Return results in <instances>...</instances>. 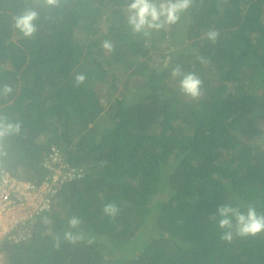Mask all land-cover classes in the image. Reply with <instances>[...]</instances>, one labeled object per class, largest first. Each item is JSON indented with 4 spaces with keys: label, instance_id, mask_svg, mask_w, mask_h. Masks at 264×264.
<instances>
[{
    "label": "trees",
    "instance_id": "16d2710c",
    "mask_svg": "<svg viewBox=\"0 0 264 264\" xmlns=\"http://www.w3.org/2000/svg\"><path fill=\"white\" fill-rule=\"evenodd\" d=\"M126 3L61 0L23 39L13 16L41 6L0 0V84L14 89L0 97V111L23 125L5 139L0 169L38 182L53 146L82 170L58 191L60 209L39 215L29 241L0 244L4 264H264V232L223 241L215 215L224 203L264 212V0H196L150 38L128 31ZM209 29L220 33L215 44ZM166 37L182 49L164 52ZM158 48L168 58L160 69L148 62ZM177 64L202 79L199 99L180 91L170 74ZM129 68L125 83L139 80L133 101L127 85L114 95V71ZM79 73L86 80L76 85ZM109 202L115 217L103 212ZM74 214L85 234L101 238L54 247Z\"/></svg>",
    "mask_w": 264,
    "mask_h": 264
},
{
    "label": "clouds",
    "instance_id": "9594fccd",
    "mask_svg": "<svg viewBox=\"0 0 264 264\" xmlns=\"http://www.w3.org/2000/svg\"><path fill=\"white\" fill-rule=\"evenodd\" d=\"M41 9L27 7L22 12L14 15L13 27L18 31L21 38L32 39L38 32L39 22L42 18L43 8H58L61 0H34ZM196 0H127L124 5L126 16L124 23L133 36L150 38L154 32L166 30L169 26L180 22L183 14L188 12ZM219 31L209 29L206 33L207 39L215 44L219 38ZM102 47L111 52L114 44L110 40H104ZM197 59L206 63L203 56ZM171 76L178 79L180 91L193 99H199L203 95V81L193 71H186L179 64L172 67ZM76 85L85 82L86 76L83 73L76 74ZM14 91L10 84H0V97H6ZM22 121L10 119L3 111H0V156L5 155L4 141L7 137L21 134ZM54 206V205H53ZM103 212L109 217H115L119 213V207L114 202L106 203ZM215 215L218 217L217 226L221 229L220 238L223 241L231 242L236 237L256 236L264 232V212L258 211L255 204L249 203L245 208L231 203H224L217 207ZM83 223L79 215H72L67 220V226L62 234L54 235V247L59 248L62 242L75 245L86 240L91 245L95 237L86 235L81 230Z\"/></svg>",
    "mask_w": 264,
    "mask_h": 264
},
{
    "label": "built area",
    "instance_id": "2783aa9c",
    "mask_svg": "<svg viewBox=\"0 0 264 264\" xmlns=\"http://www.w3.org/2000/svg\"><path fill=\"white\" fill-rule=\"evenodd\" d=\"M41 163L47 173L38 182L0 169V244L29 241L37 218L52 209L63 183L82 175L80 168L64 163L53 146Z\"/></svg>",
    "mask_w": 264,
    "mask_h": 264
},
{
    "label": "rangeland",
    "instance_id": "374dc122",
    "mask_svg": "<svg viewBox=\"0 0 264 264\" xmlns=\"http://www.w3.org/2000/svg\"><path fill=\"white\" fill-rule=\"evenodd\" d=\"M175 40H176L175 37L172 40H170L169 37H166L165 40L159 46V48L164 49L165 50L164 52H167L168 51L169 53L172 52L173 50H177V49L181 50L182 47H183V43L180 44V46H176L177 43H176ZM179 43L180 42H178V44ZM171 44L174 45V46H176V48L170 47ZM159 48L157 50H153V51L149 52L148 54L151 53V56L148 57V60L149 61L147 60L150 64H152L154 67H156L158 69L162 68L164 66V64H165V60L168 59L166 55H164L161 51H158V50H160ZM129 73H130V68L127 71H124V70L121 71V72H118V71L115 72L114 71V74H116L117 81H118L117 82V87H116V89L114 91V95L118 94L120 88H122V90H124L125 85H127L128 86L127 89L129 88V90H126L125 95L127 96L128 101H133L135 99L136 95H137V91H138V81L139 80H138V78H134V80L132 79V80H129L128 83L127 82L125 83V80L128 78ZM106 89L107 88L102 89L101 92L105 93V90ZM103 99L106 100V104H107L108 97L105 96ZM103 122H104V124H108V120H105ZM164 195H165V193H161V194H159L156 197V199L157 200H161V199L164 198ZM53 208L60 209L59 206L58 207L56 206V204H54ZM152 218H153L152 215L150 216V214H148L147 217H146V219H145V221L146 220L147 221L148 220L150 221V220H152ZM86 235L94 236L95 239L101 238L100 236H97L96 234H94L92 232H88ZM112 244L115 246V243L112 242ZM3 256H4V254L2 252L0 254V264H4V257Z\"/></svg>",
    "mask_w": 264,
    "mask_h": 264
}]
</instances>
